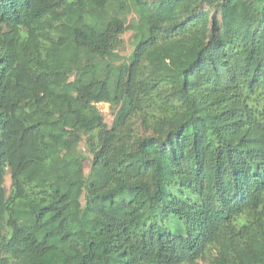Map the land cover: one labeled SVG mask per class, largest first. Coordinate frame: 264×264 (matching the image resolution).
Returning <instances> with one entry per match:
<instances>
[{"label":"trees","instance_id":"obj_1","mask_svg":"<svg viewBox=\"0 0 264 264\" xmlns=\"http://www.w3.org/2000/svg\"><path fill=\"white\" fill-rule=\"evenodd\" d=\"M0 264H264V0H0Z\"/></svg>","mask_w":264,"mask_h":264},{"label":"rangeland","instance_id":"obj_2","mask_svg":"<svg viewBox=\"0 0 264 264\" xmlns=\"http://www.w3.org/2000/svg\"><path fill=\"white\" fill-rule=\"evenodd\" d=\"M129 36H130V32H127V33H125L123 35V38H124V40L127 43V46H128V42H129ZM127 49H129V48H127ZM97 108L101 112V114L103 115L105 122L108 125H110L111 122H112V120H113V115L111 113V110L109 108V105L106 104V103H99V104H97ZM88 167H89V163H88V161H86L85 164H84L85 171L88 170ZM5 178H6V180H5V186L8 188L9 182H10L8 175Z\"/></svg>","mask_w":264,"mask_h":264}]
</instances>
